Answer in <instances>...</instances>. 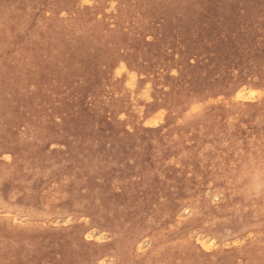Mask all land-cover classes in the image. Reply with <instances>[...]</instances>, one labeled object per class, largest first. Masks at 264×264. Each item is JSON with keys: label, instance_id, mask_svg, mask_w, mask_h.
Here are the masks:
<instances>
[{"label": "rangeland", "instance_id": "1", "mask_svg": "<svg viewBox=\"0 0 264 264\" xmlns=\"http://www.w3.org/2000/svg\"><path fill=\"white\" fill-rule=\"evenodd\" d=\"M263 224L264 0H0V264H261Z\"/></svg>", "mask_w": 264, "mask_h": 264}, {"label": "bare ground", "instance_id": "2", "mask_svg": "<svg viewBox=\"0 0 264 264\" xmlns=\"http://www.w3.org/2000/svg\"><path fill=\"white\" fill-rule=\"evenodd\" d=\"M85 2V1H84ZM134 6V5H133ZM155 6V5H154ZM149 11V10H148ZM114 12V11H113ZM125 18V17H124ZM124 22V21H123ZM153 23V22H152ZM135 25V24H134ZM81 30H82V28H81ZM81 32V31H80ZM93 33V32H92ZM114 36H115V34H114ZM76 37V36H75ZM74 37V38H75ZM114 39H117V37L116 38H114ZM97 47V46H96ZM97 50H98V52H99V54L100 53H103V49L101 48V47H97ZM96 54V53H95ZM242 92V91H241ZM245 93V92H244ZM239 97H242V93H239ZM35 104V103H34ZM196 158V157H195ZM206 168L208 167V166H205ZM201 168V167H200ZM249 168V167H248ZM249 171V170H248ZM152 198V197H151ZM113 201V200H112ZM154 201V200H153ZM120 202V201H119ZM123 202V201H122ZM125 202H127V201H125ZM110 205V204H109ZM111 206V205H110ZM142 206V205H141ZM143 206H144V204H143ZM146 206V205H145ZM225 206V205H224ZM135 207V206H134ZM137 207V206H136ZM143 208V207H142ZM127 209V208H126ZM123 210V209H122ZM130 211V210H129ZM136 211V210H135ZM257 211V210H256ZM145 212V211H144ZM131 213V212H130ZM148 214V213H147ZM149 215H150V213H149ZM126 217H127V215H126ZM140 218V217H139ZM129 219V218H128ZM143 219V218H142ZM256 219V218H255ZM127 220V219H126ZM125 220V221H126ZM137 221H138V219H136ZM130 221V220H129ZM141 220H139V222H140ZM249 221H251V220H249ZM133 222V221H132ZM142 222V221H141ZM143 223V222H142ZM254 223V222H253ZM141 224V223H140ZM264 225V224H263ZM137 226H139V225H137ZM130 228V227H129ZM140 227H138V229H139ZM259 228H261V227H259ZM263 228V227H262ZM143 229V228H142ZM142 231V230H141ZM264 231V230H263ZM137 232H140V231H137ZM134 233V232H133ZM259 253H260V251H259ZM223 256V255H222ZM239 259V258H238ZM218 260V259H217ZM237 260V259H236ZM214 261V260H213ZM261 264H264V261L261 263Z\"/></svg>", "mask_w": 264, "mask_h": 264}]
</instances>
